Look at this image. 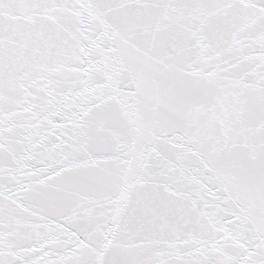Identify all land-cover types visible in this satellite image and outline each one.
Segmentation results:
<instances>
[{
	"label": "snow or ice",
	"instance_id": "1",
	"mask_svg": "<svg viewBox=\"0 0 264 264\" xmlns=\"http://www.w3.org/2000/svg\"><path fill=\"white\" fill-rule=\"evenodd\" d=\"M0 264H264V0H0Z\"/></svg>",
	"mask_w": 264,
	"mask_h": 264
}]
</instances>
